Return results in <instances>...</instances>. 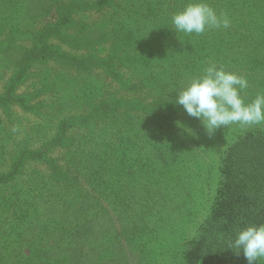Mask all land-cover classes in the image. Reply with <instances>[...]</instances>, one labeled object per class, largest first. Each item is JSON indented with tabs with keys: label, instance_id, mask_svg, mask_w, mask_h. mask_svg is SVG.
Listing matches in <instances>:
<instances>
[{
	"label": "rangeland",
	"instance_id": "rangeland-1",
	"mask_svg": "<svg viewBox=\"0 0 264 264\" xmlns=\"http://www.w3.org/2000/svg\"><path fill=\"white\" fill-rule=\"evenodd\" d=\"M96 1L80 0L83 10L67 11L70 24L65 25L62 24L63 17L58 20L61 5L54 4L49 15L30 20L18 8L21 0H0V97L6 96L9 89L13 90L12 96L8 97L11 104L8 107L1 105L6 101L0 104V122L2 127L4 126L0 127V251H4V254L0 252V258L10 253L20 254L18 248L24 242L27 249L23 250V255L29 258L31 264H41L42 261V264H68L72 254L66 249L76 234L79 244L73 251L81 255H96L85 264H203L194 258V249L200 242L202 228L221 189L227 153L245 134H264V124L245 127L233 124L229 128L221 126L209 133L201 122L189 116L182 106L177 105L178 112L165 110L153 114L149 105L159 99L161 94H154L153 87H150L146 91L147 99L142 105L145 107L137 115H131L130 121L138 125L136 129L140 131L141 126L144 127L141 133L135 132V140L131 145L141 148L144 153L151 152L157 164L148 157H135L125 174L114 172L109 178L108 189L118 191L125 186H134L137 189L135 193H132L129 187L124 189L121 197L129 198V202L117 199V204L109 200L105 205L104 197L99 199L94 196L98 205L76 207L71 211L70 206L78 203L84 195L76 189V182H71L70 192L60 188V194L53 202L50 212L49 208L48 211L38 213L37 203L41 199L46 200L43 194L53 191L57 193L60 185H67L66 179L72 180L74 175L63 176L60 184L56 183L52 179V170L55 168L47 165L46 160H28L22 164L19 162L17 172L10 175L12 168L18 163L14 160L19 150L17 143L25 139L34 128L38 130L42 121L52 117L49 108L44 109L45 114L43 109L34 111V105L40 103V100L49 101L55 85L62 83L64 79L74 81L77 89L86 82L83 77L77 75L62 76L56 58L48 59L47 54L40 50L42 47L50 50L59 47L58 53L75 60L85 53H91L93 49L99 54L102 62L113 56L110 52L112 40H103L100 37L92 41L91 37H88L86 40L89 39L91 43L80 46L79 41L74 40L80 30L83 29L85 33L96 28L97 32L108 34L121 26L119 23L122 18H127L122 26L130 22L133 27L141 28L142 32L138 34L137 31V35H142L144 50H147L150 47L146 42L147 19L156 20L160 29L155 34L162 35L167 34V28L170 27H166L165 22L172 24V16L175 14L173 8L167 11V7L175 3L174 0H155L151 6L145 5L136 10L133 17H121L127 12L125 3L121 0H115L113 4L100 10L101 12L97 10L98 6H93ZM247 1L223 0L222 9L218 12L223 10L235 14L232 19L238 28L232 32L224 28L226 36L229 37L224 44L214 36L207 35L210 42L205 45L204 33H176L172 25L173 35L184 34L190 39L196 38L191 40L190 48L181 54L178 71L187 68L190 55L195 57L196 61L187 73L176 77L180 79V76L186 75L184 85L179 86V89L185 87L192 78L203 75L204 68L210 63H215L226 71L247 78L248 87L240 93L245 103L251 102L258 93H264V30L261 35L263 39L258 41L257 45L251 36L258 33L254 26L256 21L252 20V17H239L236 13L239 8L237 6ZM176 10L179 11L180 7L177 6ZM153 14H159V17H150ZM258 20V23L263 25L261 20H264V17H258ZM209 29H206L205 33L208 34ZM241 31L247 39L240 43H243L242 45H238L235 42L241 39ZM61 33L67 34L64 40L63 35L60 37ZM82 36L85 35L81 34ZM173 43L174 40L171 39L170 45ZM231 52L240 53L232 55ZM125 53H129V50L114 55V66L119 68L117 72L120 71L118 78L124 85L129 83L133 87L142 86L144 92L152 81L147 70L149 66L156 65L162 70L166 62L163 61L164 58L156 55L151 59L153 63L132 59V64L135 65L131 67L132 64ZM172 54L170 58L173 59L176 57V51ZM129 55L132 57L135 54ZM95 77L82 92L91 91V94H98L102 91L114 93L115 88L122 90L116 84H107L105 77ZM158 83L165 87L164 78L159 79ZM105 85L106 89L97 90ZM119 85L122 84L119 82ZM130 90L126 92L132 96L134 90ZM35 91H40L41 95L29 102L27 95ZM49 103L51 105L52 100ZM3 138H7L9 143H3ZM79 144H74L73 147ZM73 147L54 150L53 144L48 151L51 157L55 156L53 166L59 170L67 169L69 164L73 168L80 166L79 159L73 157V149L69 150ZM151 165H154V169L149 167ZM124 169L120 168L119 171ZM24 192L26 195L23 196ZM111 194L109 192L105 196ZM133 196L137 197L135 201L131 198ZM66 211L76 217H73L74 224L64 225L60 220V215ZM70 228L74 229L73 232ZM69 231L72 237L67 242ZM70 250L72 252L71 248ZM234 264H247L244 255L242 254L241 262ZM258 264H264V260L258 261Z\"/></svg>",
	"mask_w": 264,
	"mask_h": 264
},
{
	"label": "trees",
	"instance_id": "trees-1",
	"mask_svg": "<svg viewBox=\"0 0 264 264\" xmlns=\"http://www.w3.org/2000/svg\"><path fill=\"white\" fill-rule=\"evenodd\" d=\"M121 1L125 3L127 9V12L121 17H133L136 10L142 9L145 5L151 6L155 0ZM114 2L115 0H97L93 6H98L97 10L101 12L100 10L106 8L105 6H110ZM174 2V4L167 7V11L171 10V8L175 9V13L182 11L189 0H174ZM207 3L218 15L226 12L223 10L220 13L218 12L222 9L223 0H207ZM54 4L61 5L58 20L63 17L62 24L65 25L70 24L67 18V11L70 9L83 10L82 5H80V0H21V4L18 8L21 13L27 16L26 18L30 20H35L37 18L38 20V18L41 19V17L49 15ZM177 6L180 7L179 11L176 10ZM237 7L239 8L236 9V13H238L237 15L239 17H252V20L256 21L254 26H256L255 29H257L258 33L251 36H253V42L258 45V41L263 39L261 35L264 30V20H261L263 25L259 24L258 17H264V0H248ZM158 13H160V11H158ZM226 14L230 20V26L226 28V31H236L238 28L232 19L235 14L231 13V11H227ZM150 17H159V14H153V16ZM22 19L25 20L24 18ZM127 20V18H122L119 23L121 26L114 29V31H110L108 34L97 32L96 28L88 30V32L85 33L82 29L78 33V36H80L74 38V40L76 39L79 41L80 46H87L91 43V41H88L89 39L86 40L88 37H91L92 41L98 40L100 37L103 40L111 39L110 52L113 56L109 57L106 61L101 62L99 54L95 53L93 49L91 53H85L81 55V57H78L77 60L73 58L70 59L69 56L58 53L57 48L59 47L55 50H50L46 47L40 49L47 54L48 59L56 58L58 69L62 76L71 77L77 75L83 77L86 82L78 86L79 89H77L75 82L71 80L67 81L64 79L62 83L56 84L55 88H53V93L51 92L52 94L49 101L40 100V103L34 105L36 107L34 111L40 109L44 111L45 108H49L52 117L42 121L43 123L39 124L38 130L34 128L25 139L17 143L19 150L14 160L18 163L14 165L10 175L17 172L19 169V162L22 164L28 160L36 162L46 160L45 163H47V165L51 168H55V170H52V179L58 184H60L63 176L74 175L72 180L66 179L68 181L66 182L67 185H60L57 189V193L53 191L49 194H43L46 200L41 199L37 203L38 208L36 207V210L38 213L48 211L49 208L50 212L53 207V202L56 201L60 194V188L67 193L70 192L71 182H76V189L84 194L78 203L76 202L72 205L74 208L70 206L71 211L76 207L83 208L84 206L92 207L96 204L98 205L94 196L99 199L101 196L104 197L105 205L109 200L115 204L118 203L117 199H119V201L125 200L129 202V198L121 197L124 193V189L129 187L128 189L132 193H135L137 189L134 186H125L122 187L121 190L118 189V191L108 189L111 174L114 172L120 175L125 174L127 168L135 160V157H140V159L148 157L149 160L154 161V155L151 152L144 153L141 148L139 149L137 146L132 147L131 144H133L132 142L135 140L133 139L135 132L141 133L144 131V129L142 130L144 127L141 126L140 131L136 129L138 125L130 121L132 118L131 115H137L142 111V108L145 107L142 105L147 99L145 95L150 87H153L154 94H161L159 99L154 100V102L149 105L151 106L153 114L162 113L165 112V110H169L167 112H178L177 105L175 104L177 97L176 90L179 89V86L184 85L183 83L186 75L184 77L180 76V79L176 77L180 74L187 73L194 65L196 59L190 55L191 57L186 69L183 68L181 71H178V66L182 59V52L190 48L189 45L191 40L196 38L190 39L189 36L185 37L186 34L173 35L172 24L167 22H165L166 27H168V25L170 26L167 28L168 33L157 35L155 33L160 27L157 25L154 18H148L145 25V32L147 33L146 42L150 44V47L144 50V39L142 35H137V31L138 34L140 31L142 32L141 28L133 27L130 22L122 26V23ZM120 27H122V29ZM210 29L208 34L204 32L203 42L205 45L210 42L207 40V35L209 37L211 35L214 36L215 39H219L223 44L229 39V37L226 36L224 28ZM125 33L127 35L122 36V34ZM81 34L85 36L81 37ZM62 35L63 33H61L60 37H62ZM66 35L67 34L64 33L63 40ZM240 37L241 39H238L235 44L239 45L247 39L244 32L240 33ZM171 39L174 40L172 45H170ZM263 44L264 43H262V45ZM126 50H129V53L125 54L129 57V62H131V64L132 59L134 61L142 59L146 62L149 61L153 63L151 59L156 55L164 58L163 61L166 62V66L162 70L156 65L149 66L147 70L149 77H152V81H150L151 85L148 86L144 92H142V86L133 87L129 83L124 85L122 80L118 78L120 71L117 72L119 68H115L114 66V55L122 51L125 52ZM174 50L176 51V57L172 59L170 57H172ZM39 52L41 53V51ZM163 52H167L166 55H163ZM132 53L135 55L130 57L129 54ZM235 53L240 52H231L232 55ZM255 57L256 59L258 58L257 53ZM134 65L135 63L132 64L131 67ZM98 72H100V74H97ZM95 76L105 77L107 84L108 82L109 84H116L120 86L122 90H116L115 88L114 93L102 91L98 94H91V91L88 93L82 92V90L88 87V83L91 79L96 78ZM161 78H164L166 82L164 83L165 87H161L158 83V80ZM119 82L122 85H119ZM106 88L107 86L105 85L97 88V90L101 91ZM128 88L134 90L132 91V96L126 92L131 91ZM12 93L13 90L9 89L6 96L0 97V104L6 101L1 104L3 107L6 105V107H8L11 104V101H8V99H10L8 97L12 96ZM39 95H41V92L35 91L27 95V100L32 102L37 99ZM51 100L52 104L50 105L49 102ZM44 113L46 114L45 111ZM0 127H2L1 122ZM2 128H4V126ZM2 142L7 144L9 140L3 138ZM53 144H55L54 150L57 148L63 150L71 146L73 147L74 144H79L78 146L69 148V150L73 149L72 153L75 154L73 157L79 159L81 165L77 168H73L71 164H69L67 169L61 170L53 166L55 164L53 161L55 156L51 157V153H48ZM132 156L134 157L131 158ZM155 164L157 163L155 162ZM149 167L154 169V165ZM120 168L125 169L120 172ZM35 184L38 185V183ZM221 184L215 206L202 228L203 233L200 242L194 249V258L199 262L201 261L203 264H234L236 262H241L242 251L239 253L238 249L230 247L229 241L234 240L236 233L248 225L264 224V134L248 133L234 144L226 156ZM44 189L46 188H43V190ZM109 192L112 194L105 196V194ZM22 195H26V192ZM131 198L133 201L137 199L136 196ZM142 202H144V200ZM126 205L129 206L128 203ZM60 217L64 225L74 224V219L76 218L69 211L64 212ZM133 220L135 221V218ZM69 230L72 231L74 229L70 228ZM70 231L66 236L67 242L72 237ZM70 241L71 243L69 242L66 249L69 254H72L71 257H69L68 264H85L90 261L89 259L96 257V255L93 254L86 253L81 255V253L73 251L78 248V235L74 234ZM18 249L20 254L14 255L10 253L4 258H0V264H31L29 258L23 255V250L27 249V245L23 242L19 245ZM0 252L4 254L3 250ZM35 264L40 263L37 262ZM63 264L65 263L63 262Z\"/></svg>",
	"mask_w": 264,
	"mask_h": 264
},
{
	"label": "clouds",
	"instance_id": "clouds-1",
	"mask_svg": "<svg viewBox=\"0 0 264 264\" xmlns=\"http://www.w3.org/2000/svg\"><path fill=\"white\" fill-rule=\"evenodd\" d=\"M172 25L176 33L200 35L208 28H228L230 20L226 13L218 15L207 0H189L182 11L172 16ZM247 87L246 77L210 63L203 75L176 90L175 104L198 119L209 133L233 124L241 127L264 124V93L245 103L240 93ZM229 246L242 251L247 264H258L264 260V224L239 230Z\"/></svg>",
	"mask_w": 264,
	"mask_h": 264
}]
</instances>
